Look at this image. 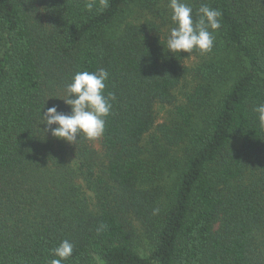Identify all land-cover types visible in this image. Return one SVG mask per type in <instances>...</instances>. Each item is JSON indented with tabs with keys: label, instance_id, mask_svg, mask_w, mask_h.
<instances>
[{
	"label": "trees",
	"instance_id": "trees-1",
	"mask_svg": "<svg viewBox=\"0 0 264 264\" xmlns=\"http://www.w3.org/2000/svg\"><path fill=\"white\" fill-rule=\"evenodd\" d=\"M85 2L0 0V264L65 239L62 264H264V0H188L222 11L204 54L167 50L168 0ZM99 68L103 135L53 137L40 112Z\"/></svg>",
	"mask_w": 264,
	"mask_h": 264
},
{
	"label": "clouds",
	"instance_id": "clouds-1",
	"mask_svg": "<svg viewBox=\"0 0 264 264\" xmlns=\"http://www.w3.org/2000/svg\"><path fill=\"white\" fill-rule=\"evenodd\" d=\"M109 6V0H86L84 7L88 12L102 11ZM170 20L174 25L166 35L167 50L173 54L181 51L191 53L193 50L201 54L208 53L214 46V32L221 27L222 11L211 8L206 3H201L196 10L197 18H194L193 7L188 0H168ZM109 73L104 68L96 71H77L71 77V81L64 86L65 95L59 99L70 112L58 111L53 105L40 112V118L45 125V130L51 131V135L57 139H63L72 144L81 136L93 141L100 138L105 131V118L110 115L113 93L105 94V81ZM257 114L259 125L264 128V103H259L253 108ZM40 124V123H39ZM55 125V127H51ZM158 211V210H154ZM74 245L69 240L61 241L53 248L52 258L49 264H62L73 253Z\"/></svg>",
	"mask_w": 264,
	"mask_h": 264
},
{
	"label": "rangeland",
	"instance_id": "rangeland-1",
	"mask_svg": "<svg viewBox=\"0 0 264 264\" xmlns=\"http://www.w3.org/2000/svg\"><path fill=\"white\" fill-rule=\"evenodd\" d=\"M166 112H164V115ZM165 117V116H164ZM141 241L137 242L136 250L143 256L149 254V245L145 241V239H140ZM96 264H101L99 260L96 261Z\"/></svg>",
	"mask_w": 264,
	"mask_h": 264
}]
</instances>
